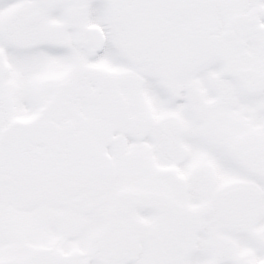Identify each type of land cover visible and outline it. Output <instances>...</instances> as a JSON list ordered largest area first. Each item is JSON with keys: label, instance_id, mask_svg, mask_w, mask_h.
<instances>
[{"label": "snow or ice", "instance_id": "snow-or-ice-1", "mask_svg": "<svg viewBox=\"0 0 264 264\" xmlns=\"http://www.w3.org/2000/svg\"><path fill=\"white\" fill-rule=\"evenodd\" d=\"M0 264H264V0H0Z\"/></svg>", "mask_w": 264, "mask_h": 264}]
</instances>
